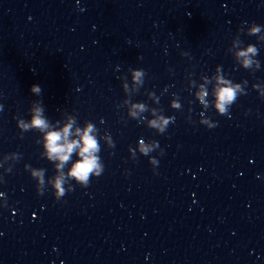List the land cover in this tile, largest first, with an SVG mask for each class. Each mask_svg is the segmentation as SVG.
I'll return each mask as SVG.
<instances>
[{
    "label": "water",
    "instance_id": "95a60500",
    "mask_svg": "<svg viewBox=\"0 0 264 264\" xmlns=\"http://www.w3.org/2000/svg\"><path fill=\"white\" fill-rule=\"evenodd\" d=\"M217 76L241 86L226 117ZM37 106L53 127L92 123L101 146L102 174L65 178L60 200L43 133L19 123ZM141 139L159 142L156 174L129 151ZM0 193V264H264V0H0Z\"/></svg>",
    "mask_w": 264,
    "mask_h": 264
},
{
    "label": "clouds",
    "instance_id": "9594fccd",
    "mask_svg": "<svg viewBox=\"0 0 264 264\" xmlns=\"http://www.w3.org/2000/svg\"><path fill=\"white\" fill-rule=\"evenodd\" d=\"M248 31L249 34L255 35L260 31V26L250 27ZM255 54H257V48L254 45H249L235 55L240 60L241 66L247 68L253 63L252 56ZM142 75L143 72L138 69L131 72L133 82H139ZM124 87L127 85L125 84ZM240 91V84L233 83L221 76L216 77V86L213 90L214 102L211 107L215 109L217 116H229V109L236 101ZM29 92L34 96L41 92V88L38 84H34L30 87ZM208 95L209 92L205 85H199L195 98L205 108L209 107V101L206 99ZM169 107L177 109L180 105L173 100ZM144 111H146L145 104L134 103L130 105L129 115L136 118ZM30 113L31 118L27 122L20 120L19 123L24 129L35 128L43 133V155L49 162L53 163V167L60 173L59 176L53 178L50 184L51 196L54 200H60L65 195V178H69L82 188H86L90 177H99L102 174L104 165L99 155L101 146L96 136V128L92 123H86L83 127H79L75 126L76 121L73 118H68L62 126L53 127L45 117L43 107H32ZM152 116L154 118L147 120V126L155 129L158 134L164 133L171 122V118L158 115L155 110L152 111ZM199 123L206 129H213L217 126V123L214 124L205 119L200 120ZM158 143L154 142L152 145H147L141 139L135 149H129L130 152H138L140 155L148 157L147 163L151 166L153 174H156L159 162L156 157L150 156L149 153L158 146ZM74 152L77 159L72 162L67 172H64L65 165L72 160ZM30 176L37 185L44 183L43 170H33ZM2 195L3 193H0V196Z\"/></svg>",
    "mask_w": 264,
    "mask_h": 264
}]
</instances>
